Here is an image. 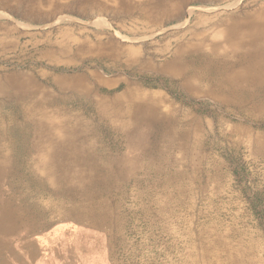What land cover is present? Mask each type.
I'll return each instance as SVG.
<instances>
[{
  "label": "rangeland",
  "instance_id": "obj_1",
  "mask_svg": "<svg viewBox=\"0 0 264 264\" xmlns=\"http://www.w3.org/2000/svg\"><path fill=\"white\" fill-rule=\"evenodd\" d=\"M106 2L0 0V78L16 74L0 83V118L19 92L22 108L106 157L94 204L107 203L110 224L73 218L50 239L75 264H264V105L181 74L231 29L260 23L256 47L264 0ZM137 103L172 119L174 135L137 137Z\"/></svg>",
  "mask_w": 264,
  "mask_h": 264
},
{
  "label": "bare ground",
  "instance_id": "obj_2",
  "mask_svg": "<svg viewBox=\"0 0 264 264\" xmlns=\"http://www.w3.org/2000/svg\"><path fill=\"white\" fill-rule=\"evenodd\" d=\"M83 2L107 5L106 0ZM259 25L246 31L231 29L223 46L198 53L191 62L181 60L182 76L199 86L207 85L203 89L228 100L242 95L264 105V24L259 28L263 37L258 38L256 47L250 42L256 38ZM15 75L0 78V83L15 84ZM12 98L15 112L3 116L7 124L0 118V264H42L46 260L75 264L68 250L59 253V243L50 235L59 222L69 224L73 218L84 223L89 220L90 228L96 226L103 231L110 224L107 203H102V211L94 204V198L100 195L98 188L103 194L108 191L107 175L104 181L100 177L105 173L106 157L99 158L94 144L77 141L71 129L67 128V133L59 131V123L47 121L46 113L35 107L22 108L17 101L23 98L19 92ZM7 103L0 100L3 106ZM132 114L137 137L155 140L174 135L172 119L161 120L150 106L137 103ZM38 169L43 170V176L37 174ZM102 216L104 227H99Z\"/></svg>",
  "mask_w": 264,
  "mask_h": 264
}]
</instances>
